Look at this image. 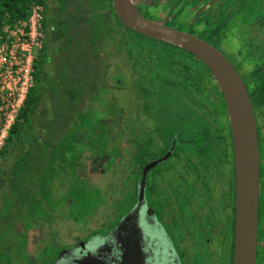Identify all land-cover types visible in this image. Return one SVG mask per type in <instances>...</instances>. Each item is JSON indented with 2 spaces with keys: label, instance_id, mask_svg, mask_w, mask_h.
Masks as SVG:
<instances>
[{
  "label": "flooded vegetation",
  "instance_id": "af4514ba",
  "mask_svg": "<svg viewBox=\"0 0 264 264\" xmlns=\"http://www.w3.org/2000/svg\"><path fill=\"white\" fill-rule=\"evenodd\" d=\"M49 2L51 31L56 7L55 0ZM130 2L146 20L212 47L237 73L256 124L260 189L264 161V0ZM95 5L86 41L80 43L83 54L93 59V67L90 73L82 72L78 84H64L63 105L68 116L61 143L65 151L69 147L81 151L78 159L75 155L67 158L79 171L75 176L87 179L93 170L88 188L104 187L111 195L112 214L107 215L111 220L105 225L92 223L96 227L82 240L66 247L57 245L49 252L53 251L54 259L61 250L108 231L136 203L138 187L142 186L144 222L159 264L175 257L180 264H231L234 144L226 98L213 71L193 53L125 26L113 10L112 0H97ZM224 41L237 44L239 56L247 59L246 79L225 55ZM41 209L31 206L28 220L37 223ZM25 216L19 220L13 240H17ZM25 254L20 264L53 261H41L44 253L38 260Z\"/></svg>",
  "mask_w": 264,
  "mask_h": 264
},
{
  "label": "rangeland",
  "instance_id": "374dc122",
  "mask_svg": "<svg viewBox=\"0 0 264 264\" xmlns=\"http://www.w3.org/2000/svg\"><path fill=\"white\" fill-rule=\"evenodd\" d=\"M35 1L30 0L26 5L28 20L17 22L11 19L9 23L6 22L8 20H0V153L24 99L35 85L32 64L42 48L43 38L39 32L41 8ZM96 3L97 0H55L53 28L45 49L49 55L43 70L46 74L45 91L33 117L35 131L24 133L19 148L5 155L7 162L3 157L0 159L5 169V174L0 176V264L19 263L22 253L26 255L25 251L36 260L42 253L44 257L41 261L47 258L48 261L52 260L53 251L49 250L58 248L57 245L66 247L82 240L87 231L96 227L92 223H110L107 215L112 214L111 195L104 187L88 188V178L92 177L93 170L87 179L75 176V171H79L73 166L75 163L72 161L71 164L67 158L75 155V159H78L81 151L72 147L65 151L61 143L68 116L63 105L66 93L64 84H78L82 72L90 73L93 67V59L87 58L85 52L83 54L80 43L89 33L90 14L97 7ZM70 18L74 20L69 21ZM69 38L71 41L68 42ZM151 44L164 49L161 44ZM223 44L225 55L235 67L240 68L245 78L244 73L249 66L247 59L239 56V46L234 42L224 41ZM64 77L68 80H64ZM74 86L79 88V85ZM92 160V165H95V159ZM101 189H104V195L100 193ZM259 193L256 264H264V161ZM40 195L44 198L39 199ZM33 205L42 208L37 223L32 218L28 220L31 216H27L32 212L30 208ZM102 213H105L103 217ZM24 216L26 218L22 228H19L17 240H13L19 220ZM34 227L37 231L33 232L36 230ZM22 232H26L27 236L23 237ZM25 244H28L27 248Z\"/></svg>",
  "mask_w": 264,
  "mask_h": 264
},
{
  "label": "water",
  "instance_id": "95a60500",
  "mask_svg": "<svg viewBox=\"0 0 264 264\" xmlns=\"http://www.w3.org/2000/svg\"><path fill=\"white\" fill-rule=\"evenodd\" d=\"M128 28L193 53L214 73L226 98L235 157V219L231 264H256L259 211V151L253 110L247 91L232 66L198 39L143 18L130 0H112ZM144 187L136 203L103 234L61 250L51 264H159L156 246L144 222ZM167 264H180L177 257Z\"/></svg>",
  "mask_w": 264,
  "mask_h": 264
},
{
  "label": "trees",
  "instance_id": "16d2710c",
  "mask_svg": "<svg viewBox=\"0 0 264 264\" xmlns=\"http://www.w3.org/2000/svg\"><path fill=\"white\" fill-rule=\"evenodd\" d=\"M29 1L30 0H0V20H8L6 21L8 23L11 19L17 22L28 20L29 12L27 11L26 5ZM35 3L41 8L39 32L43 36L41 39L42 48L32 64V78L34 79L35 85L24 99L23 106L19 110L14 123L8 131V137L0 153V159L3 157L4 161L7 160L5 155L19 148L25 132L35 131L33 129V117L40 106L45 91L46 74L43 70L45 64L48 62V54L45 53V49L52 24L51 6L49 0H36ZM10 144H12V147H9ZM4 174V163L0 162V176Z\"/></svg>",
  "mask_w": 264,
  "mask_h": 264
}]
</instances>
